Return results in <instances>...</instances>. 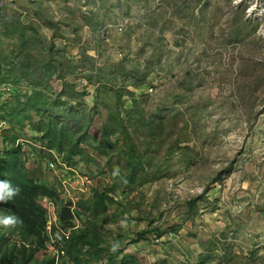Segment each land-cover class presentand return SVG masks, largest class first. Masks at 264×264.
Returning <instances> with one entry per match:
<instances>
[{"label":"rangeland","instance_id":"rangeland-1","mask_svg":"<svg viewBox=\"0 0 264 264\" xmlns=\"http://www.w3.org/2000/svg\"><path fill=\"white\" fill-rule=\"evenodd\" d=\"M0 62V154L20 144L60 193L45 205L73 213L40 258L58 264L63 232L88 227L101 245L83 264H264V0H0ZM35 91L68 102L48 112L65 129L78 134L72 107L95 136L114 125L110 143L66 158L38 113L10 126L4 106ZM95 193L114 200L105 213Z\"/></svg>","mask_w":264,"mask_h":264},{"label":"trees","instance_id":"trees-1","mask_svg":"<svg viewBox=\"0 0 264 264\" xmlns=\"http://www.w3.org/2000/svg\"><path fill=\"white\" fill-rule=\"evenodd\" d=\"M27 75L28 72L22 71L21 75L17 76L19 79H24ZM55 75L49 72V70H46L44 74L43 82L49 88L54 82L53 78ZM56 78L59 79L60 76L56 75ZM42 85L40 84L39 86ZM62 95L64 96V94ZM76 95L77 93L74 91L71 96L74 97ZM47 101V97L37 91L31 95H17L13 102L6 104L3 108L7 113L6 119L8 124L13 127L16 124H24L28 120L32 121L30 112L38 113L39 116H43V121L47 119L46 127L40 129V134H42V139L46 142L48 150L65 154L66 158H72L77 154H81L82 149L86 146L100 150L110 143V135L112 134L111 131L114 125H105L100 132V136H95L90 132L92 121L87 120L84 125L83 119L75 115L72 107L66 112V118L80 125L77 134V131L72 128L65 129L63 125H60L51 116H48V112L51 109L59 111L62 109L60 105L68 102H61L58 105L57 102L49 104ZM42 124L41 121V126ZM122 129V134L126 138L124 153L128 161L133 163L136 158L140 157V154L132 142L128 130L125 126ZM66 144L70 148H66ZM21 149L22 147L18 146L8 150L5 154H0V180H10L13 185L19 186L21 189L19 195L13 200L7 203H0V212L16 215L21 221V223L14 227L0 225V264H57L58 259L56 257L44 256L40 258L38 254L46 248L49 240L46 230L48 212L45 201H58L60 193L58 189L39 180L35 176V172L28 169L26 161L22 158ZM131 172L130 176L132 177L133 171ZM106 201L113 202L114 200L107 194L95 193L89 204L91 208H95L97 215H99V210L101 213H105L108 210ZM190 205L192 206L193 203ZM58 212L60 225L63 229L67 231L73 229L75 227L73 224V213L69 206L64 205L61 209H58ZM88 229L87 227L80 232H73L71 234L67 240L65 256L59 258L61 261L58 264H83L81 254L84 247L100 248V234L97 231H93V235H90ZM147 233H140L138 239L141 240L143 235ZM99 251L102 252L103 249Z\"/></svg>","mask_w":264,"mask_h":264},{"label":"clouds","instance_id":"clouds-1","mask_svg":"<svg viewBox=\"0 0 264 264\" xmlns=\"http://www.w3.org/2000/svg\"><path fill=\"white\" fill-rule=\"evenodd\" d=\"M113 174L117 175L118 171L114 172ZM20 191V187L13 185L10 180H0V203H7L8 201L13 200L17 195H19ZM19 223H21V221L18 216L0 212V225L4 227H14ZM117 246L118 245L116 244L113 245V251H115Z\"/></svg>","mask_w":264,"mask_h":264},{"label":"built area","instance_id":"built-area-1","mask_svg":"<svg viewBox=\"0 0 264 264\" xmlns=\"http://www.w3.org/2000/svg\"><path fill=\"white\" fill-rule=\"evenodd\" d=\"M18 146H20V144H18ZM50 165L52 167H54V163H51ZM48 206L49 205H46V208L48 210V215H49V217H48L49 218V221H47L46 230H47L48 233L50 232V233H52L54 235H58L59 236L60 232L58 230H59V222L60 221L58 219V216H56L54 209L53 208L52 209H49ZM51 206H53V205H51ZM62 235H63V237H66L67 239H69V237H70V235H68V234L66 235V233H64V232H63ZM58 253L59 254L60 253H63V255L65 254V252L63 250L59 251Z\"/></svg>","mask_w":264,"mask_h":264}]
</instances>
